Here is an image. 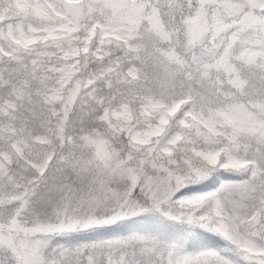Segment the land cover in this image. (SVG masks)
Segmentation results:
<instances>
[{
  "label": "snow or ice",
  "instance_id": "obj_1",
  "mask_svg": "<svg viewBox=\"0 0 264 264\" xmlns=\"http://www.w3.org/2000/svg\"><path fill=\"white\" fill-rule=\"evenodd\" d=\"M0 264H264V0H0Z\"/></svg>",
  "mask_w": 264,
  "mask_h": 264
}]
</instances>
